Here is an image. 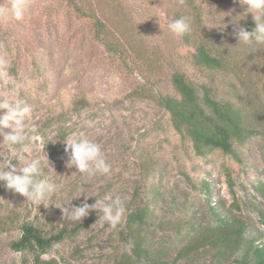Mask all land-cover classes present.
<instances>
[{
  "label": "rangeland",
  "instance_id": "obj_1",
  "mask_svg": "<svg viewBox=\"0 0 264 264\" xmlns=\"http://www.w3.org/2000/svg\"><path fill=\"white\" fill-rule=\"evenodd\" d=\"M97 1L113 16L121 4L126 29L129 16L138 22L134 34L121 36L123 44L129 38L133 47L125 45V57L108 52L67 0H0V99L18 98L30 106L26 123L36 128L11 149L0 143V160L21 154L41 159L45 173L58 185L48 201L51 205L37 208L0 182V264L34 263L33 252L11 247L26 221L46 236L66 230L63 240L40 255L50 264H125L118 259L125 249L118 228L112 229L102 213L93 210L79 222L54 205L70 201L79 205L83 195L93 196L89 204L119 195L126 208L146 165L151 171L144 186L154 183L160 193L157 218L171 222L155 233L157 241L189 216L195 215L197 223L209 220L208 203L199 189L203 181L210 183L212 204L231 209L264 232L263 218L255 209L264 210V194L256 187L264 184V139L254 136L238 145L239 159L219 150L197 155L190 139L175 130L169 112L157 100L159 95L173 93L171 75L176 70L197 84L209 85L213 95L223 99L233 91L230 76L197 65L193 47L182 35L169 31L168 24L179 10L174 0ZM17 3L24 5L20 18L13 10ZM209 6L213 10L210 25L222 29L234 24V14L240 10L232 0H210ZM142 54L153 75L145 68V59L137 58ZM262 58L261 75L264 54ZM263 89L259 82L260 98ZM80 136L102 146L112 166L110 174L87 176L66 167L67 140ZM49 139L56 142L44 147ZM71 230L74 233L69 234ZM211 258V253L202 254L198 262L206 264Z\"/></svg>",
  "mask_w": 264,
  "mask_h": 264
},
{
  "label": "trees",
  "instance_id": "obj_2",
  "mask_svg": "<svg viewBox=\"0 0 264 264\" xmlns=\"http://www.w3.org/2000/svg\"><path fill=\"white\" fill-rule=\"evenodd\" d=\"M67 1L77 18L88 23L91 35L96 36L108 52L122 58L125 57V45L133 49L129 38L123 44L121 36L125 39L126 34H134L138 22L129 16L126 29L121 4L120 11L113 16L97 0ZM209 1L174 0L179 10L173 20L184 17L190 24V31L182 36L193 47L197 65L230 76L231 97L217 98L209 85L197 84L184 72L176 70L171 75L173 93L159 95L157 100L169 112L175 130L183 138L190 139L197 155L205 156L219 150L239 159L238 145L245 144L254 136L264 139V96L260 98L257 93L259 82L264 88V74H260L264 46L238 42L234 32L239 27L248 31L255 27L251 13L240 19L244 8L238 3L240 10L234 14L235 21L240 19L238 22L234 21L224 29L211 26L213 10ZM137 58L145 59L144 54ZM146 61L142 60L153 75ZM82 100L85 102V98ZM142 171L145 176L138 180L139 184L126 204L124 220L118 226V239L125 248L118 258L121 263L199 264L202 254L211 253L212 258L206 264H264V232L231 209H220L212 204V189L208 181L201 182L199 189L208 203L209 220L197 223L195 215L189 216L178 221L176 227L169 229L170 233L157 241L155 233L158 229H167L165 225L171 222L157 218L159 189L154 183L144 186L151 167L146 165ZM187 178L190 179L188 175ZM143 186L147 188L144 195ZM256 187L264 194V184ZM255 209L264 223V210ZM85 225L81 226L82 229ZM74 230L68 233L72 234ZM65 233L66 230H62L46 236L33 223L26 221L20 238L13 241L11 247L16 251L33 252V264H50V260H41L40 255L63 240ZM164 241L168 244H163Z\"/></svg>",
  "mask_w": 264,
  "mask_h": 264
},
{
  "label": "clouds",
  "instance_id": "obj_3",
  "mask_svg": "<svg viewBox=\"0 0 264 264\" xmlns=\"http://www.w3.org/2000/svg\"><path fill=\"white\" fill-rule=\"evenodd\" d=\"M233 2L244 8V11L240 13L242 14L240 19L251 13L255 21L252 31L239 27L234 32L238 42L246 45L264 44V0H233ZM23 9V4H13L14 14L17 18L21 17ZM224 18L225 16L223 21ZM168 29L175 35H184L190 31V24L186 18L181 17L170 21ZM0 110H6L0 113V137H2L0 143L11 149L13 146L23 143L29 133L36 132L34 126L26 123L31 108L22 100L18 98L10 100L7 97L0 99ZM49 141L56 142V140L49 139L44 147ZM65 152L69 153L65 162L66 167L69 169L75 167L76 172L80 174L87 176L108 175L112 170L111 164L107 162L102 151V146L86 136L67 140ZM13 159L17 160L18 164H13ZM46 160L49 164L47 153ZM45 167L46 163L41 159H29L22 154L13 155L12 159L0 160V182H3V186L7 189L25 197L37 208L40 205L47 208L51 205L48 201L58 191V185L51 176L45 173ZM83 196L84 200L79 205H73L70 201L68 204L54 206L60 208L62 214H67L73 221L82 222L83 218L88 216L91 211L97 210L98 213L103 214L104 221L112 229H117L122 224L126 208L125 201L119 195L114 198L106 195L103 199H95V202L91 204L87 200L93 196ZM131 246L130 244L129 247Z\"/></svg>",
  "mask_w": 264,
  "mask_h": 264
}]
</instances>
